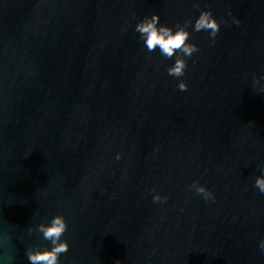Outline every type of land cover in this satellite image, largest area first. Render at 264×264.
<instances>
[{
    "label": "water",
    "instance_id": "obj_1",
    "mask_svg": "<svg viewBox=\"0 0 264 264\" xmlns=\"http://www.w3.org/2000/svg\"><path fill=\"white\" fill-rule=\"evenodd\" d=\"M196 3L222 31L214 44L193 31L200 51L177 79L135 26L194 23ZM260 77L264 0H0V228L14 264L41 243L27 230L57 214L62 264H264Z\"/></svg>",
    "mask_w": 264,
    "mask_h": 264
},
{
    "label": "clouds",
    "instance_id": "obj_2",
    "mask_svg": "<svg viewBox=\"0 0 264 264\" xmlns=\"http://www.w3.org/2000/svg\"><path fill=\"white\" fill-rule=\"evenodd\" d=\"M195 8L200 11V15L193 23L188 19L183 24H177L170 27L161 22L159 14L146 16L142 21L136 24L135 31L139 34V39L143 47L149 52H157L161 57L167 60H174V64L167 69L168 75L177 79L187 74L189 60L200 51L197 44L191 42L193 31L196 33L206 32L212 43L222 31V23L210 10L202 9L199 3ZM231 23L240 25V20L236 19L231 12ZM224 23H229L227 19ZM127 32V28L123 29ZM260 77L256 80L257 86L260 84ZM180 91H188L187 81H181L178 84ZM123 154H117L116 160H122ZM254 187L260 194H264V174L256 177ZM153 191V202L167 203V197ZM189 191H194L196 195L202 196L205 202H215V195L206 185H201L196 181L190 185ZM6 222V221H5ZM69 231L67 217L63 214H57L50 220L45 219L34 227H30L27 232L29 237H37L41 243L33 244L26 249V258L28 264H62V256L70 251L71 244L66 235ZM14 235L10 229L0 228V264H14ZM259 249L264 252V240L260 241Z\"/></svg>",
    "mask_w": 264,
    "mask_h": 264
}]
</instances>
